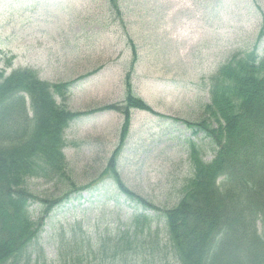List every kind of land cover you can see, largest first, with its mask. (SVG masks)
I'll return each instance as SVG.
<instances>
[{
  "label": "rangeland",
  "instance_id": "obj_1",
  "mask_svg": "<svg viewBox=\"0 0 264 264\" xmlns=\"http://www.w3.org/2000/svg\"><path fill=\"white\" fill-rule=\"evenodd\" d=\"M120 1L124 24L108 0H0V72L29 68L50 83L73 80L64 99L54 96L83 112L65 128L63 151L69 176L86 187L44 216L33 249L47 257L74 221L95 236L142 212L119 191L110 158L123 184L143 198L157 206L178 200L190 175L188 141L205 160L214 149L180 120L200 116L209 102L210 75L231 53H264V0ZM133 48L138 58L131 67ZM130 93L152 111L131 107L124 132V115L101 108L123 106ZM64 180L31 177L28 184L44 198L61 194ZM43 208L34 200L30 211L37 217ZM158 238L167 242L161 223ZM155 260L140 264H181L171 253Z\"/></svg>",
  "mask_w": 264,
  "mask_h": 264
},
{
  "label": "trees",
  "instance_id": "obj_2",
  "mask_svg": "<svg viewBox=\"0 0 264 264\" xmlns=\"http://www.w3.org/2000/svg\"><path fill=\"white\" fill-rule=\"evenodd\" d=\"M108 3L124 24L122 2ZM259 35L264 37V23ZM132 51L131 67L138 58ZM128 79L126 74L127 84ZM72 81L50 83L29 68L0 72V264H140L157 257L161 262L169 253L181 264H264V54L231 53L210 75L209 102L200 116L180 120L214 149L205 160L196 142L188 141L190 175L178 200L157 206L143 198L123 184L110 158L119 191L142 212L95 236L74 221L59 233L51 258L33 249L43 218L86 187L69 176L63 151L65 128L83 112L69 110L54 96L64 99ZM124 103L101 108L124 115V132L131 107L152 111L131 93ZM31 177L48 183L65 179L62 193L40 198L29 187ZM34 200L44 203L37 217L30 211ZM158 223L167 242L158 238Z\"/></svg>",
  "mask_w": 264,
  "mask_h": 264
}]
</instances>
